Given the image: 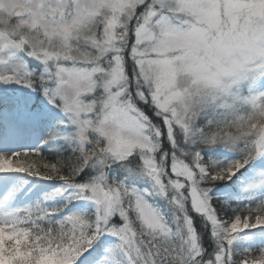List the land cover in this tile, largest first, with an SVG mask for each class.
I'll return each mask as SVG.
<instances>
[{"label":"snow or ice","instance_id":"obj_1","mask_svg":"<svg viewBox=\"0 0 264 264\" xmlns=\"http://www.w3.org/2000/svg\"><path fill=\"white\" fill-rule=\"evenodd\" d=\"M0 264H264V0H0Z\"/></svg>","mask_w":264,"mask_h":264}]
</instances>
